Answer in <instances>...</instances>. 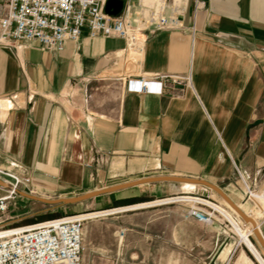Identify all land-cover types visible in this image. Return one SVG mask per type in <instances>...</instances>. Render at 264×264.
Here are the masks:
<instances>
[{"label": "crops", "instance_id": "obj_1", "mask_svg": "<svg viewBox=\"0 0 264 264\" xmlns=\"http://www.w3.org/2000/svg\"><path fill=\"white\" fill-rule=\"evenodd\" d=\"M145 2L123 0L118 14L131 17ZM198 2L183 0L179 27L150 29L138 61L124 39L92 37L87 28L61 50L35 41L0 45V166L30 179L0 227L60 213L63 205L30 195L55 199L145 178L188 177L242 198L236 168L261 187L264 0ZM169 6L170 0L166 14ZM164 74L190 83L181 91L127 88L130 78ZM194 186L200 185L142 182L74 205L117 209L191 193ZM240 208L264 238L262 211ZM107 255L115 264L114 251Z\"/></svg>", "mask_w": 264, "mask_h": 264}, {"label": "built area", "instance_id": "obj_2", "mask_svg": "<svg viewBox=\"0 0 264 264\" xmlns=\"http://www.w3.org/2000/svg\"><path fill=\"white\" fill-rule=\"evenodd\" d=\"M107 0H2L0 2V45L35 41L42 47L61 50L68 40L76 41L83 28L90 36L119 37L125 40L127 52L139 55L150 29L177 28L184 11L183 0H148L141 3L133 16L110 15L105 12ZM199 4L195 0V6ZM190 80L187 76L164 74L151 78H130L127 88L138 92L163 89L183 90ZM155 86V87H153ZM245 194L264 191L251 185L236 168ZM0 179L5 192L0 196V217L10 201L18 196V187H28L30 179L12 169L0 166ZM262 188V190H260ZM200 200L202 198L194 197ZM191 202V201H190ZM187 214L204 224L212 223L210 207L192 201ZM198 205H194V204ZM81 214L62 215L27 225L0 229V264H83Z\"/></svg>", "mask_w": 264, "mask_h": 264}, {"label": "rangeland", "instance_id": "obj_3", "mask_svg": "<svg viewBox=\"0 0 264 264\" xmlns=\"http://www.w3.org/2000/svg\"><path fill=\"white\" fill-rule=\"evenodd\" d=\"M129 51L135 54L133 50ZM127 72L134 71L127 69ZM240 184L245 190L242 182ZM23 189L28 187H18V191ZM191 191V193L176 196L198 197L215 203L229 211L240 225L247 227L212 189L200 185L194 186ZM17 199L18 196L10 201V205L15 204ZM231 199L239 207H244L249 212L254 211V204L248 194H244L242 198L232 197ZM192 204L187 200H173L132 211L100 214L86 219L82 227L83 264H111L112 259L107 254H112L113 251L115 264H258L245 246L237 241V234L227 218L214 208L206 207L212 212V223L197 222L187 214ZM13 207L15 205L9 210ZM98 211L102 210L82 209L74 204H66L54 217ZM5 215H8V209ZM35 222L40 221L36 220L28 224ZM12 226H4L0 229ZM251 240L264 258V252L253 235ZM225 247L230 248V251L221 258L220 253ZM91 248L98 251L92 252Z\"/></svg>", "mask_w": 264, "mask_h": 264}, {"label": "bare ground", "instance_id": "obj_4", "mask_svg": "<svg viewBox=\"0 0 264 264\" xmlns=\"http://www.w3.org/2000/svg\"><path fill=\"white\" fill-rule=\"evenodd\" d=\"M134 56L136 57V61H138L139 55L137 53H135ZM250 199L253 202V204L262 211L263 216H264V191H257V192L252 191L251 195H250ZM173 200H187V201H191V202L192 201H201V202L207 204L208 206L214 208L215 210H217L219 213H221L225 218H227L230 221V223H231L230 225H232V229L237 234V237H238L237 241H239V243H242L245 246V248L250 252V254L258 262V264H264V258L262 257L263 254L262 255L260 254V252L257 249L256 245L251 240V236L252 235L254 236V230H258L259 231L258 226L253 223V221L246 214V212H244L237 204L236 205L238 206V208L247 217V219H248L247 222L228 203H226L243 220V222L246 224L247 227H243L242 225H240V223L237 220H235L232 217L231 213L229 211H227L225 208H223V207H221V206H219V205H217L215 203H212L210 201H207L205 199L200 200V199L194 198L192 196L167 197V198H164V199L148 201V202L139 203V204H135V205H131V206L120 207V208H117V209L114 208V209L103 210V211H98V212L83 213V214H81V216L83 218H91V217H95L96 215L99 216L100 214L104 215V214H110V213H113V212L131 210V209H135V208H143V207L152 206V205H154L156 203L169 202V201H173ZM254 238L257 241L255 236H254ZM257 243L260 246L258 241H257ZM261 249L263 250L262 247H261ZM263 252H264V250H263Z\"/></svg>", "mask_w": 264, "mask_h": 264}, {"label": "water", "instance_id": "obj_5", "mask_svg": "<svg viewBox=\"0 0 264 264\" xmlns=\"http://www.w3.org/2000/svg\"><path fill=\"white\" fill-rule=\"evenodd\" d=\"M123 6V0H107L105 4V12L110 15H117L121 10ZM155 180H173L177 182H184V183H190V184H197V185H203L206 186L213 191H215L226 203H228L246 222L248 221L247 217L244 215V213L238 208L236 203L217 185L204 180L200 178H188V177H153V178H145L142 180L137 181H131L123 184H118L114 186H110L107 188L95 190L92 192H87L78 196H72V197H61V198H55V199H47V198H41L30 195L32 198L41 200L48 204H55V205H66V204H74L92 197H95L100 194L109 193L115 190H119L122 188H126L129 186L136 185L138 183L142 182H151ZM0 185L6 186V183L0 179ZM254 236L256 237L257 241L259 242L260 246L264 250V238L260 231L254 230Z\"/></svg>", "mask_w": 264, "mask_h": 264}]
</instances>
